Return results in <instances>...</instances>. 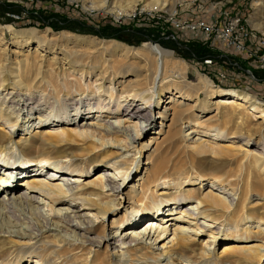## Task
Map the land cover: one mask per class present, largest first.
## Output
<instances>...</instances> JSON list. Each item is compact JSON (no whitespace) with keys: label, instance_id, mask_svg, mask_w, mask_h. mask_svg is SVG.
Segmentation results:
<instances>
[{"label":"bare ground","instance_id":"obj_1","mask_svg":"<svg viewBox=\"0 0 264 264\" xmlns=\"http://www.w3.org/2000/svg\"><path fill=\"white\" fill-rule=\"evenodd\" d=\"M90 1L89 10L121 19L136 10L139 0H117L111 5L108 0ZM254 3L264 9V0ZM170 5V0L146 4L169 7L174 14L176 3ZM206 15L210 21L215 16ZM254 26L264 32L263 22ZM14 38L13 58L3 61L0 47V88L12 87L7 95L14 104L0 105V260L7 257L0 264H264V229L245 222L253 218L264 224V202L251 201L256 195L264 199V101L243 88L216 86L207 75L189 81L188 62L157 43L135 47L68 33L59 38L39 36L35 30ZM64 39L76 44L64 48L63 57L54 51L45 63L44 51L55 43L63 45ZM7 62L16 67L9 69ZM37 66L44 71L37 75L43 77H28ZM55 76L62 79L63 89L73 86L71 99L78 94L82 99L86 93L97 102L76 103L73 114L55 119L51 112L33 117L40 105L28 101L30 90L40 86L58 90ZM247 77L259 83L257 76ZM93 112L126 116L122 120L118 115V124L85 118ZM26 113L30 125L25 131L29 129L30 136L16 140L15 128ZM157 124L160 127L155 129ZM15 146L22 160H10ZM93 167L101 168L95 178L80 182L79 177ZM16 176L23 181L13 185ZM208 179L213 187H223L225 194L234 193L227 197L214 189L200 193L191 186L196 181L202 186ZM20 184L26 191L17 193ZM36 193L53 204H71L53 208L49 215L39 206ZM72 202L81 208H72ZM84 210L92 211L94 218ZM18 211L29 212L34 219L21 224L15 220ZM148 216L155 218L147 221V227L119 233L130 220L129 225H135L134 219ZM201 217L214 225L200 221ZM172 220L176 221L170 229L172 238L163 244L164 251L153 252ZM206 230L210 243L228 241L221 252L198 247L196 236ZM14 253L17 257L12 260L9 255Z\"/></svg>","mask_w":264,"mask_h":264},{"label":"rangeland","instance_id":"obj_2","mask_svg":"<svg viewBox=\"0 0 264 264\" xmlns=\"http://www.w3.org/2000/svg\"><path fill=\"white\" fill-rule=\"evenodd\" d=\"M117 0H108V5H111L113 3H115ZM223 2V4H225L226 8H229L230 10H233L234 13L236 11H239L240 13H242L244 15V25H243V32L244 31H251V36L254 35V33H256L257 35L260 36H264V32L262 29H258L254 26V24L259 23L260 21L263 22V28H264V9H261V7H258L255 5L254 0H221ZM148 0H139L136 10L133 12H128V13H124L121 17V19L117 18L115 16V14L110 13V12H106V11H102V10H89V5L91 3L90 0H61L58 3H55L52 5L51 8L45 9L43 7H37L38 5L34 6V8L31 9V12H36L38 11L39 15H36L35 13H33L32 15H30L31 17V21L28 22L27 20H22L20 21L19 19H13L12 17L8 16L7 13L9 12H17L18 8L17 7H4L3 4H0V26L2 27L3 30H0V44H1V48H2V55L1 58L3 61L6 60L7 57H11L13 58V54H12V50L15 49L17 46H14L13 44V40L15 39L14 36L17 33H26L27 31L30 30H35L37 32V34L39 36L47 34L48 36H56L59 38V36H63L64 33H68L71 36H75V35H79V36H86V37H90V38H96V40H116L122 43H125L129 46H135V47H139L141 45H143V43L146 42H153V43H157L160 44L162 47L171 50L174 52V55L180 59H184L185 61L188 62V69H187V77L189 79V81L192 82H198L200 80V78L203 75H207L209 77H211V79L214 81L215 80L213 78V76L215 77V74L217 73V69L213 70L212 73H209L208 69H203L201 70L198 67V63L202 62V60L204 59V57L206 56H218L220 51L212 49V42L208 41L206 42L205 40L203 41H199V42H193L192 43H188L185 42L183 43L182 41V45L178 43V41H176L175 39H172V37H169L171 32L179 39L184 40L185 37H187V34L185 31L180 32L177 31L178 28H176L173 25L174 23H176L177 21H180V19L184 20L187 18H191L190 20H193L196 15H199L200 12H202V8L200 9V5L198 0H189V1H183V2H177L176 0H170L171 5L173 3H176L175 5V12L174 15L173 12L169 11L168 8H154V7H147ZM196 2V3H193ZM170 5V6H171ZM261 9V10H260ZM141 10L143 12H141ZM136 12V14H134ZM148 12H151L152 14L155 15V18L152 20H149L146 16V14ZM263 12V13H262ZM35 14V15H34ZM60 16H58V15ZM133 14V15H132ZM67 15L70 17H82L83 19H79L76 22H66L65 19L67 17ZM174 15V16H173ZM261 15V16H260ZM263 15V17H262ZM252 16V17H251ZM117 18L119 20H122V24L121 23H114L113 21H115L114 18ZM260 17V18H259ZM262 17V18H261ZM68 18V17H67ZM116 19V20H117ZM124 19V20H123ZM134 19V20H133ZM73 20V19H71ZM255 20V21H254ZM65 22V23H64ZM158 22V23H157ZM254 22V23H253ZM155 23V24H154ZM172 23V24H171ZM157 25H162L167 27V29H169L171 32L168 36V34H162L159 33L158 31L162 30L161 27H156ZM169 25V27H168ZM95 27L97 29L99 28H103V27H111L110 30H107L104 33L103 36L98 35L97 33H95L90 27ZM125 30V31H123ZM140 33V34H139ZM107 35V36H106ZM197 37V36H196ZM191 40H193L194 38L191 36L190 37ZM202 38V37H200ZM58 42V41H57ZM63 45L62 42L59 43H55L54 46H52V48L50 50L44 51L43 57H44V62L48 63V60L50 61V59H52L51 57H53V52L55 51L57 53V55H59L60 57H63V53L65 52V50H63L64 48H72L74 47V45L76 43H72V41H70V39H68L66 41V39L63 40ZM199 44V45H203L202 47H204L205 49H203V51L196 49L194 47L193 44ZM188 45V47L186 46ZM67 46V47H66ZM61 47V48H59ZM191 48V49H190ZM20 49V48H18ZM29 48L25 47L23 52H28ZM95 50V49H94ZM4 52V53H3ZM15 52V51H14ZM19 52V51H16ZM22 54V53H21ZM15 55V54H14ZM93 55V54H92ZM232 62H236V57L232 56L230 57ZM85 59V58H83ZM223 59H217L219 62V65L222 64ZM219 65H217V68H219ZM7 66L9 67V69L11 68H15L16 65L13 64H8L7 62ZM199 71H198V69ZM230 68H234V70L236 71V66L234 67L233 65H230ZM11 72V71H10ZM39 72H44L43 69H39V67H35L30 73V75H28V77H34L35 75H37V73ZM54 74V73H53ZM46 74H44L45 76ZM261 75H264V73H262ZM39 78L43 77V74H38L37 75ZM238 77H236V75L233 76V78H231V80H224L223 82L219 83L217 82V84L215 83L216 86L222 87V88H243L246 89L247 91H249L251 94H253L254 96H256L258 99H260L261 101H264V98H259L257 96V94H255L254 91V87L251 86L250 88L247 87V84L245 83H237L239 82L241 79H236ZM248 80H251L249 77H246ZM60 78H58L56 80V76H55V80L60 84L58 85V83H55L57 85V94L55 90H51L50 88L45 89V87L40 86L38 87V89L35 91V89H31L30 90V96L28 101L30 100V102L32 101V103H39L40 107L37 110H34L32 113V116H36L41 114H46L49 115L48 113L51 112L50 117L55 119V116L57 115H71L74 112V108L76 106V103L80 104V105H88L89 103H92V105H94V102H97L96 100H90V95H87L85 93L86 96H83L82 99L80 94H78L79 98H75L76 100L71 99V97H69V90L71 88L70 91H72V87H65L63 89L64 86L61 87L62 85V79L61 82L59 80ZM244 79V78H242ZM253 83L257 84V82L253 81ZM60 86V87H59ZM261 87V85H259ZM68 88V89H67ZM61 89V90H60ZM1 92H0V105L4 106L6 108L10 107V106H14V104H12V100L9 99V97L11 95H7V93L9 91L12 90V87H8V89H4L3 87L0 88ZM34 90V91H32ZM44 90V92H43ZM47 90V92H46ZM51 90V91H50ZM63 90V92H62ZM65 90V91H64ZM68 90V91H67ZM55 91V92H53ZM67 91V92H66ZM51 92V93H50ZM66 92V93H65ZM34 96H33V95ZM36 94V95H35ZM14 97H17L16 94L14 93ZM34 98L31 100V98ZM36 97V98H35ZM202 97H204V93L202 94ZM38 98V100H37ZM105 98V95L102 96V100ZM90 101H89V100ZM263 99V100H262ZM6 100V101H5ZM109 100V99H108ZM38 101V102H37ZM40 101V102H39ZM77 101V102H76ZM28 102V103H30ZM142 101L139 100L138 103H141ZM122 111H124L122 109ZM155 113L157 112V109L153 110ZM94 112L92 113L91 116H86L85 118L88 120H94V121H98L100 119V121H103L104 119H106L107 121H112L115 122V124H118V115H121L122 117L120 119L124 120L126 116L125 113H119V114H114L111 113V115L108 114H103V115H99V114H95L93 115ZM25 117H27V113L26 114H22L20 117V121L17 124V127L15 128L16 130V134H15V139H19L20 137H26L28 138L30 136V134L28 133L29 129H27V132L25 131L26 127L28 128V126L30 124H28V122H25ZM85 118H82L83 121L86 120ZM258 122H262L263 119H259V118H255ZM81 120V118H80ZM26 123V124H25ZM28 124V126H27ZM187 126V124H186ZM160 125L157 124L156 128H159ZM184 130H190L188 127H185ZM187 131V132H188ZM153 132V131H152ZM151 134H148L144 137L143 141H147L150 137ZM198 137V136H197ZM122 151H124V149H122ZM134 154V152L128 153V155H132ZM11 157L10 160H22V158H24L23 154L21 153V151L19 149H17V147L15 146V149H12L10 151V155ZM142 159H144L142 157ZM145 162V160L142 161V164ZM13 164V163H12ZM15 165V164H14ZM15 167V166H14ZM13 167V168H14ZM105 168V167H104ZM39 169V168H36ZM101 170V168H94L92 170H89L88 173H84L83 176H78L80 179V182L84 181H90L93 178H95V174ZM48 175L46 174V178L49 179V177H47ZM134 176V175H133ZM18 180H16V183H13V185L17 184V182L19 181V183L21 181H23V178L18 177ZM108 178V177H107ZM134 177L131 178V180H133ZM59 179V178H58ZM52 181V180H51ZM56 183H59L58 180H55ZM211 181V182H210ZM212 179H208V180H204V182L202 183V186H200L199 182L200 181H196V185L192 184L191 186H196L195 188L200 192V193H206L208 192L210 189H214V192H216L217 194L220 193V195L222 196H226L228 195V192H232L229 189V187L227 186V190L228 192L225 194V192L223 191V187L219 188L220 186H216L213 187L212 186ZM120 182H123V178L120 180ZM199 184V185H198ZM190 185H188L189 187ZM1 187V186H0ZM8 187V186H7ZM164 190V189H163ZM167 190V189H165ZM226 190V191H227ZM26 191V186L25 185H21L16 189V192H23ZM168 191L174 192L175 189H168ZM197 191V192H198ZM222 193V194H221ZM234 193V192H232ZM37 197H39L40 202L42 203L41 205H39L42 210H44V213H47L49 215H53V208L57 209V208H62L65 205H70L69 203L67 204H57L52 202V200L49 197H46L42 194H37ZM235 196V194H232ZM187 201V200H186ZM252 202H258L262 203L264 202V199L259 197V196H253L251 198ZM189 202V201H187ZM194 203L193 201L190 200V203ZM73 206L72 208H81L80 204H78L77 202H72ZM71 207V206H70ZM194 208H197L196 203H194ZM25 212V214H24ZM23 213L18 211L16 212V221H18L21 224H29V221H31V219H34V215H32L31 213H26V211H24ZM83 213H87L90 214L92 218L93 217V212L90 210H84L82 211ZM22 213V214H20ZM20 214V215H19ZM24 214V215H23ZM24 217H23V216ZM21 218H20V217ZM133 215H130V218ZM145 216V215H143ZM28 217V218H27ZM29 217L31 218L29 220ZM163 217L162 215H160V218ZM14 218V217H13ZM23 218V219H22ZM27 218V219H26ZM155 218V216H148V217H144V218H136L133 221H135V225H129L131 223H126L125 226L123 228H121L119 230H126V229H138L139 227L145 228L147 227L148 223L147 221L149 220H153ZM202 218V219H201ZM200 221L204 222L205 224H210V225H214L212 223H210L207 218L201 217ZM140 219V220H139ZM25 220V221H23ZM29 220V221H28ZM100 221V219L98 220ZM159 221V219H158ZM254 221V222H253ZM28 222V223H27ZM106 225H108V220L105 221ZM176 221L172 220L170 222L167 223V225L169 226V230L167 233H165V236L162 238V240H158L156 242L155 248H157L156 250H152L153 252H162L164 251L162 246L163 244H167V242L172 238L173 236V230L170 229H174V223ZM246 225L252 226L253 228H262L264 229V224L260 223L258 220H254L253 218H249L248 221L245 220ZM259 222V223H258ZM172 223V224H171ZM133 224V223H132ZM189 227H191L189 224H187ZM109 226V225H108ZM142 226V227H141ZM207 229V228H206ZM139 230V229H138ZM109 233V232H108ZM111 234V232H110ZM209 235L207 230L206 231H201V233L199 235L196 236V241L198 243V247L201 248L202 246H205V248L209 249V250H214L215 252L219 253L222 251V249L224 248V244L228 241H223L222 239L218 240L216 243L215 242H209ZM222 240V241H221ZM250 241H258V239L256 238H251ZM214 248V249H213ZM10 259L15 260L17 257V254H10L9 255ZM7 258L6 256L4 258H2L0 260V263L3 261V259Z\"/></svg>","mask_w":264,"mask_h":264},{"label":"built area","instance_id":"obj_3","mask_svg":"<svg viewBox=\"0 0 264 264\" xmlns=\"http://www.w3.org/2000/svg\"><path fill=\"white\" fill-rule=\"evenodd\" d=\"M59 1L61 0H0V4L14 5L18 8L17 12H9L7 15L13 19H19L20 21L27 20L30 22L32 20L30 15L33 13L39 15L38 11L31 12L34 6L38 5L37 7L41 6L48 9ZM198 2L200 9L202 8V12L196 15L193 20L187 18L184 20L180 19V21L176 20L174 24L171 23L173 28L174 26L178 28L177 31H185L186 34L188 33L184 40L177 38L167 29L166 25H157L156 27H161L162 29L158 32L163 35L168 34V36L171 32L169 37L178 41L179 44H181L182 41L183 43L187 42V44L192 43V41L199 42L203 40L212 42V49L220 51L219 55L204 57L202 62L198 63V67L201 70L208 69L209 73L217 69L215 77L213 76L216 84L224 80H231V78L236 75V77L241 79L237 82L238 84L245 83L248 88L253 86V92L257 94L259 98H264V75H261L264 73V36H259L256 33H254V36H246V34L243 33L244 15L239 11L234 13L233 10L226 8L221 0H198ZM209 12L215 14L212 21L207 18L206 14ZM146 15L149 20L155 18V15L151 12H148ZM67 17L73 20L83 19L82 17H70V15H67ZM114 19V23L122 24V20ZM191 30L193 34L189 33ZM191 36L194 38L193 40H191ZM232 56L236 57V62L231 61L230 57ZM223 58L225 59L222 61V64L219 65L217 59ZM217 65H219V68H217ZM230 65L236 66V71L234 68H230ZM249 74L253 79L257 76L256 78L259 83L255 84L252 80H248L246 77ZM259 85H261V87Z\"/></svg>","mask_w":264,"mask_h":264},{"label":"trees","instance_id":"obj_4","mask_svg":"<svg viewBox=\"0 0 264 264\" xmlns=\"http://www.w3.org/2000/svg\"><path fill=\"white\" fill-rule=\"evenodd\" d=\"M3 6L4 7H15L14 5H10V4H3ZM56 15H58V14H56ZM58 16H60V15H58ZM61 17V16H60ZM65 21L66 22H76V21H78V20H71V19H69V18H67L66 17V19H65ZM65 23V22H64ZM77 23V22H76ZM95 33H97L98 35H101V36H103V34L104 33H102V32H105V31H107V30H110L111 29V27H109V26H107V27H101V28H99V29H97V28H95V27H90ZM123 31H125V30H123ZM140 34V33H139ZM107 36V35H106ZM182 45V44H181ZM194 45V47L196 48V49H199V50H201V51H203V49H205L204 47H202L203 45H199V44H197V43H195V44H193ZM187 47H188V45H187ZM191 49V48H190Z\"/></svg>","mask_w":264,"mask_h":264}]
</instances>
